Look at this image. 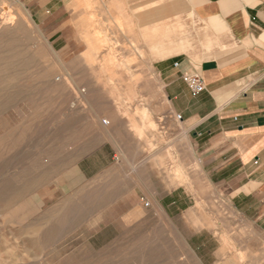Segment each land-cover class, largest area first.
<instances>
[{"label": "rangeland", "instance_id": "1", "mask_svg": "<svg viewBox=\"0 0 264 264\" xmlns=\"http://www.w3.org/2000/svg\"><path fill=\"white\" fill-rule=\"evenodd\" d=\"M30 1L0 0V264H251L143 47L101 6L70 33Z\"/></svg>", "mask_w": 264, "mask_h": 264}, {"label": "crops", "instance_id": "2", "mask_svg": "<svg viewBox=\"0 0 264 264\" xmlns=\"http://www.w3.org/2000/svg\"><path fill=\"white\" fill-rule=\"evenodd\" d=\"M89 2L147 52L165 114L181 115L196 141L198 171L250 226L234 231L245 237L237 251L264 264V0H32L29 9L71 33ZM185 73L200 74L205 90L193 94ZM182 187L169 194L179 210Z\"/></svg>", "mask_w": 264, "mask_h": 264}, {"label": "built area", "instance_id": "3", "mask_svg": "<svg viewBox=\"0 0 264 264\" xmlns=\"http://www.w3.org/2000/svg\"><path fill=\"white\" fill-rule=\"evenodd\" d=\"M179 64L176 63L175 66ZM183 79L188 85L191 92L195 95L202 93L205 90V85L202 76L198 73H185ZM178 119H181V115H177Z\"/></svg>", "mask_w": 264, "mask_h": 264}, {"label": "bare ground", "instance_id": "4", "mask_svg": "<svg viewBox=\"0 0 264 264\" xmlns=\"http://www.w3.org/2000/svg\"><path fill=\"white\" fill-rule=\"evenodd\" d=\"M5 12H6V11H5ZM5 12H4V13H5ZM3 15H4V14H3ZM11 17H12V16H11ZM11 17H10V18H11ZM1 19H2V24H3V25H9V24H10V20H9L8 18H6V17H2ZM0 25H1V24H0ZM1 26H2V25H1ZM1 26H0V27H1ZM11 26H12V25H11ZM112 50H113V49H112ZM51 83H52V82H51ZM75 85H76V84H75ZM78 90H79V88H78ZM82 96H83V94H82ZM145 115H147V114H145Z\"/></svg>", "mask_w": 264, "mask_h": 264}]
</instances>
